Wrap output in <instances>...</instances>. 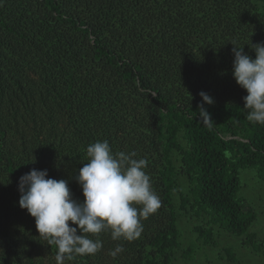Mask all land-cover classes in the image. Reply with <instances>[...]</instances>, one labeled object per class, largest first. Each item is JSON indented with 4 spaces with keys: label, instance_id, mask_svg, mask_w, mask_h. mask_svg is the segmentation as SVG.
Segmentation results:
<instances>
[{
    "label": "trees",
    "instance_id": "trees-1",
    "mask_svg": "<svg viewBox=\"0 0 264 264\" xmlns=\"http://www.w3.org/2000/svg\"><path fill=\"white\" fill-rule=\"evenodd\" d=\"M232 43L256 58L264 0H0V264H56V246L19 206V179L46 169L83 202L76 176L87 146L105 139L148 161L161 207L139 239L101 233L100 251L65 264H173L180 250L188 259L187 212L206 245H217L218 225L264 251L240 193L243 170L264 179V125L246 118Z\"/></svg>",
    "mask_w": 264,
    "mask_h": 264
},
{
    "label": "clouds",
    "instance_id": "clouds-1",
    "mask_svg": "<svg viewBox=\"0 0 264 264\" xmlns=\"http://www.w3.org/2000/svg\"><path fill=\"white\" fill-rule=\"evenodd\" d=\"M232 44V75L248 93L243 97L246 118L264 125V44L252 46L255 59L245 54L243 47ZM199 95L208 105L214 103L207 93L201 91ZM198 114L205 126L211 125V115L203 104ZM86 153L87 163L76 176L83 202L74 198L67 180L49 178L46 169L33 168L19 179V206L35 218L40 237L56 246V264L96 254L103 248L98 237L104 232H110L114 241L139 239L144 231L142 221L161 207L146 172V159H136L135 152H114L106 139L89 144ZM123 250L117 244L110 255L115 257Z\"/></svg>",
    "mask_w": 264,
    "mask_h": 264
},
{
    "label": "rangeland",
    "instance_id": "rangeland-1",
    "mask_svg": "<svg viewBox=\"0 0 264 264\" xmlns=\"http://www.w3.org/2000/svg\"><path fill=\"white\" fill-rule=\"evenodd\" d=\"M241 180V195L258 213V218L253 223L251 231L257 233V241L260 242L264 238V179L258 176L256 170L246 169L241 172ZM179 181L183 189L187 191L186 180L180 179ZM197 221L199 219H195L188 212L181 215L179 224L183 234V245L193 244V251L196 252L188 259H184L180 250L176 253L173 264H234L230 259L234 260L235 256L240 259L245 255L249 261L246 264H264L263 250L256 251L251 244L245 243V236L231 234L218 225H215L214 229V239L217 245H206L204 240H198L197 234L192 230ZM241 252H245V254H241Z\"/></svg>",
    "mask_w": 264,
    "mask_h": 264
},
{
    "label": "crops",
    "instance_id": "crops-1",
    "mask_svg": "<svg viewBox=\"0 0 264 264\" xmlns=\"http://www.w3.org/2000/svg\"><path fill=\"white\" fill-rule=\"evenodd\" d=\"M231 254L235 256V254H233V253H231ZM241 254H245V252H243V253L241 252ZM246 258H247L246 255L243 258L240 257V259L237 258V256H235L234 260L233 259H230V260L233 261L234 264H244V263L246 264V262L248 261V259H246Z\"/></svg>",
    "mask_w": 264,
    "mask_h": 264
}]
</instances>
